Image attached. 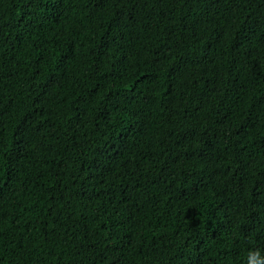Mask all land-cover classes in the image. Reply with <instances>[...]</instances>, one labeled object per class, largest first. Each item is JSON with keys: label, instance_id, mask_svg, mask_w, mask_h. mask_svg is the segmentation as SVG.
I'll return each instance as SVG.
<instances>
[{"label": "trees", "instance_id": "obj_1", "mask_svg": "<svg viewBox=\"0 0 264 264\" xmlns=\"http://www.w3.org/2000/svg\"><path fill=\"white\" fill-rule=\"evenodd\" d=\"M264 256V0H0V264Z\"/></svg>", "mask_w": 264, "mask_h": 264}, {"label": "clouds", "instance_id": "obj_2", "mask_svg": "<svg viewBox=\"0 0 264 264\" xmlns=\"http://www.w3.org/2000/svg\"><path fill=\"white\" fill-rule=\"evenodd\" d=\"M247 264H264V256H261L258 251L252 250L249 253Z\"/></svg>", "mask_w": 264, "mask_h": 264}]
</instances>
